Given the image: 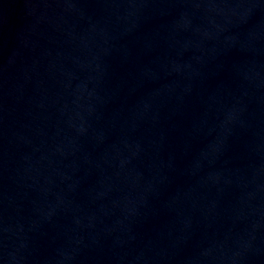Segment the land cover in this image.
<instances>
[{
  "label": "water",
  "instance_id": "water-1",
  "mask_svg": "<svg viewBox=\"0 0 264 264\" xmlns=\"http://www.w3.org/2000/svg\"><path fill=\"white\" fill-rule=\"evenodd\" d=\"M0 264H264V0H0Z\"/></svg>",
  "mask_w": 264,
  "mask_h": 264
}]
</instances>
